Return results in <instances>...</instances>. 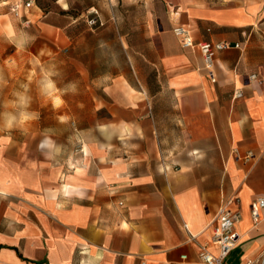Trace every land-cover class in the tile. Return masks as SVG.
<instances>
[{"label":"crops","instance_id":"crops-1","mask_svg":"<svg viewBox=\"0 0 264 264\" xmlns=\"http://www.w3.org/2000/svg\"><path fill=\"white\" fill-rule=\"evenodd\" d=\"M12 4L0 0V116L2 69L25 42ZM58 4L61 74L42 81L55 92L37 93L31 76L34 118L0 119V264H202L231 198L241 217L226 262L261 264L264 207L255 223L251 203L264 195V0ZM176 24L230 46L207 69ZM34 42L35 68L51 57Z\"/></svg>","mask_w":264,"mask_h":264},{"label":"rangeland","instance_id":"rangeland-1","mask_svg":"<svg viewBox=\"0 0 264 264\" xmlns=\"http://www.w3.org/2000/svg\"><path fill=\"white\" fill-rule=\"evenodd\" d=\"M6 1V0H5ZM25 0H9V2L15 3ZM33 4L31 8V15L27 14L25 17H16L14 14V26L21 30L24 35L25 42L21 43V51L19 54L14 55L13 59L16 63L15 67L9 65L2 69V75L7 84H5V99L3 101V112L16 115L19 119L21 112L31 113V76H36L39 81H43L44 76H49L52 79H58L61 72L59 68V25H60V7L58 0H32ZM12 7V5H11ZM41 9L47 16L40 19L43 24H38L36 18L32 15V9ZM30 11V10H29ZM28 18L30 22L28 21ZM49 29V30H47ZM26 30V31H23ZM32 35V37H31ZM31 40H35V48L37 55L40 51L47 54H41L42 57H51L47 64L42 65L38 62L35 63L36 67H31ZM15 48V47H12ZM12 49H7L5 52V60L9 58L5 63L11 64V52ZM38 50V51H37ZM72 70H68L70 76ZM14 77V78H13ZM12 81H15L12 84ZM56 82V81H55ZM58 85V82H57ZM38 92H47L48 94L54 93L55 89L49 91L45 88V83L36 85ZM18 94V95H17ZM19 96L27 98V106L20 104ZM4 114L0 116V119L4 122ZM29 121V120H28ZM27 122L19 124L21 127H27ZM24 132H21V137ZM261 264L264 262V255L261 258Z\"/></svg>","mask_w":264,"mask_h":264},{"label":"built area","instance_id":"built-area-1","mask_svg":"<svg viewBox=\"0 0 264 264\" xmlns=\"http://www.w3.org/2000/svg\"><path fill=\"white\" fill-rule=\"evenodd\" d=\"M33 4L32 0H25L15 2L12 4L11 11L17 17H25V9H29ZM97 16V11H91ZM26 18V17H25ZM90 25L100 23L97 17H91L88 20ZM174 35L179 40L182 47L196 48L201 53L204 67L210 69L215 61L216 53L229 48L230 44L227 42H209V41H195L191 28L185 24H176L172 27ZM210 74L212 72L210 71ZM254 77V75H251ZM252 153H248L251 156ZM264 162V157H263ZM236 199H228L223 202L213 219V226L211 236L208 242L200 244L198 247V257L202 264H228L226 259L230 252L236 246L237 233L235 225L240 220V212L231 207L232 202ZM264 207V195L257 197L251 203V215L255 223L259 220L260 209ZM246 264H250L247 261Z\"/></svg>","mask_w":264,"mask_h":264},{"label":"clouds","instance_id":"clouds-1","mask_svg":"<svg viewBox=\"0 0 264 264\" xmlns=\"http://www.w3.org/2000/svg\"><path fill=\"white\" fill-rule=\"evenodd\" d=\"M54 87L55 85L53 81H51L50 79L46 80L45 88L47 90L51 91L54 89ZM19 102L20 104L27 106L28 101L26 97L20 96ZM32 118H34L33 114L28 113L26 111L20 113L19 119L17 118L16 115H13L11 113H5L4 114V127L6 129H12L13 127L17 126V124H23ZM5 141L10 142V137L0 138V143H3Z\"/></svg>","mask_w":264,"mask_h":264}]
</instances>
